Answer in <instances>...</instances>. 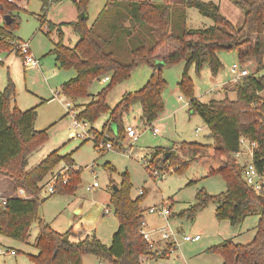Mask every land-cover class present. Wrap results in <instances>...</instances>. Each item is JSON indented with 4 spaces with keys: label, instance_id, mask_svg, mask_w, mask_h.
I'll return each mask as SVG.
<instances>
[{
    "label": "trees",
    "instance_id": "trees-1",
    "mask_svg": "<svg viewBox=\"0 0 264 264\" xmlns=\"http://www.w3.org/2000/svg\"><path fill=\"white\" fill-rule=\"evenodd\" d=\"M19 1L0 0V51L13 50L11 41L16 37L12 32L19 25L14 12ZM39 1V18L44 19L51 0ZM72 1L79 14L76 20L47 24L48 29L56 30L58 37L50 52L59 67L75 70V75L60 85L61 94L67 98H85L94 80L109 77L106 87L77 114L79 119L94 123L102 113H109L102 131L95 132L96 151L101 152L100 141L114 146L124 141L123 116L135 103L141 106L143 123L150 124L159 117L164 110L162 94L167 82L155 62L163 61L164 65L183 62L178 89L188 99L189 111L201 117L209 129V136L215 141L213 144L181 142L178 149L188 156L187 159L174 152L172 147L156 148L148 160V171L151 174L152 169L171 168L182 174L191 162L207 165L209 175H219L225 181V191L215 195L198 192L195 203L177 216L192 218L210 202L215 204L216 219H226L232 225L249 214H258L256 233L249 243L242 245L225 240L209 247L208 251L219 254L222 264H264V191L257 193L246 184L242 167L234 158V153L239 150V139L245 137L257 143L253 161L259 171H264V99L260 95L264 91V74L256 76L254 73L264 68V0H230L243 10L239 27L212 1L107 0L90 25H87L86 12L89 0ZM190 7L212 19L214 24L207 28H187L186 9ZM82 13L86 17H82ZM6 16L9 23L5 21ZM64 25L70 26L78 37L71 47L63 43L61 27ZM252 36H255L254 42ZM232 49L237 51L241 63L253 59L255 71L234 84V99L225 96L212 98L207 103L199 102L194 96L190 67L199 74L207 65L215 75L222 67L217 51ZM140 64L151 68L146 83L137 91L124 93L110 108L106 97L111 88L128 79L131 71ZM14 96L15 86L8 77L6 85L0 89V175L10 179L15 189H23L27 197L11 196L0 204V235L25 243L31 224L37 222L35 247L38 252L27 255L32 264H82L84 255H93L110 264H145L144 257H165L169 244L156 254L140 233L144 220L140 205L147 192L143 189L141 194L132 197L126 171L120 175L117 191L113 192L111 188L110 192L109 202L118 227L109 245L96 236L72 239V227L59 233L42 219L41 182L61 161L68 167H75L74 161L72 153L60 154L59 149H55L27 168L28 155L48 139V129H35L37 106L21 110L13 101ZM110 122L117 129L112 138L104 135ZM167 151L170 155L164 160ZM105 167L115 171L109 162ZM63 177L68 178L66 183H62ZM79 180L80 168L69 169L56 180L53 194L73 195ZM169 217H172L171 213Z\"/></svg>",
    "mask_w": 264,
    "mask_h": 264
},
{
    "label": "rangeland",
    "instance_id": "rangeland-1",
    "mask_svg": "<svg viewBox=\"0 0 264 264\" xmlns=\"http://www.w3.org/2000/svg\"><path fill=\"white\" fill-rule=\"evenodd\" d=\"M67 1L69 3L64 7L60 4H53L45 18L54 19L53 21L69 18L71 11L68 6L71 0ZM103 1L89 0L86 12L88 10L89 14L92 15L99 3ZM201 1L216 3L220 12L228 20L236 27L241 25L243 10L230 0ZM16 4L18 9L14 13L19 18V25L12 34L21 40L30 41L33 54L40 59L41 69L24 68L14 49L9 52L0 51V56L4 60L0 64V85H3L1 83L6 85L7 78L10 77L15 86L13 101L15 102L19 98L22 106L29 105L28 108H30L35 101L33 94H43L49 98L52 96V91H57L62 95L60 85L69 77L74 76L75 70L63 69L55 64L54 56L50 51L54 47V42L58 40L57 32L48 29V21H45V18H39L41 2L39 0H21ZM213 24L212 19L200 14L196 8L186 9L187 28H207ZM76 38L77 36L71 27L64 25L63 43L71 47ZM251 40L254 42L255 36H252ZM217 56L222 67L215 75L210 72L207 65H204L199 74H196L193 66L189 69V75L193 81L194 96L199 102L207 103L212 98L221 99L225 96L230 99L235 98L233 86L239 80L234 81L235 73L232 71L234 63L238 65V69L246 68L249 73L255 71L253 59L248 58L241 63L235 49L219 50ZM183 66L184 63L179 62L177 64H165L161 67L162 77L167 82L162 94L164 110L159 119L151 123V127H158L159 131L153 134L151 127L148 128L143 123L141 106L139 103H135L130 111L123 116L124 141L120 142L118 146L112 145L110 150L102 148L101 152H97L92 138L72 137L69 134L72 118L66 114V109L58 101L45 105L40 122L44 123L42 124L44 125L43 129H48V139L28 155L27 167L36 165L48 153L59 149L60 154L72 153L75 168H80V180L73 195L57 193L49 195L46 191V185L50 181V174L41 182L40 198L43 203L40 208V215L54 230L64 233L71 227L72 230L79 229L82 225L86 231L85 236H96L101 242L109 245L111 236L118 227V220L113 213L109 196L112 185H116L121 179V173L126 171L131 183L132 197H136L141 188L147 190V195L140 206L144 210V221L147 224L145 227L148 230L166 226L165 218L147 211L148 207L159 206L162 201L166 200L170 204L172 214L168 224L174 230L184 232L187 235L199 234L200 236L197 241L180 239L179 247L168 256L162 258L144 257L145 264H222L220 255L209 252V247L221 244L225 240H232L234 243L244 245L253 239L259 218L256 213L249 214L239 223L232 225L226 219H216L215 204L210 202L196 212L192 218L177 216L179 212L195 203L198 192L202 191L215 195L225 191V181L219 175H209L207 165L191 162L182 174H177L175 171L166 173L165 171L163 177H153L148 171V160L156 148L168 149L172 147L174 152L183 159H187L188 156L178 149L181 142L194 141L213 144L215 141L214 138L207 137L209 132L207 125L199 115L189 111L188 99L178 89L177 83L180 80ZM150 73L151 68L146 64L136 66L128 79L111 88L106 97L109 107L112 108L124 93L140 89L146 83ZM254 73L256 76L263 75L264 68ZM106 85L107 81L98 78L88 87L89 95L77 99L91 100ZM260 95L264 99V91ZM179 96L182 99H179ZM66 99H69L77 110L83 109L81 105L77 104V99ZM108 120L109 113H102L94 123L88 122L89 131L93 133V136H97L95 132L100 133ZM130 124L139 129H145L135 141L127 139L125 134V126ZM116 133V125L110 122L109 129H105L104 135L112 138ZM85 140L86 142H83ZM107 162L115 168V171L112 172L105 167ZM59 168L61 167L58 164L57 169ZM72 168L73 166L68 167L65 173ZM95 173H97L99 185L87 189V186L91 185L95 179ZM1 189L5 193H0V203L7 193H15L10 179L1 184ZM79 207L82 208V212L76 213ZM106 209L108 210L107 213L105 212ZM38 230L37 222H33L29 231V239L25 243L0 235V251H4V253H0V264H32L27 255H34L38 252L35 247ZM79 232L83 231L79 229L77 233ZM74 237L76 238V235L71 238L75 239ZM10 249H13L16 254H11ZM82 264L110 263L93 255H84Z\"/></svg>",
    "mask_w": 264,
    "mask_h": 264
},
{
    "label": "built area",
    "instance_id": "built-area-1",
    "mask_svg": "<svg viewBox=\"0 0 264 264\" xmlns=\"http://www.w3.org/2000/svg\"><path fill=\"white\" fill-rule=\"evenodd\" d=\"M12 1V0H9ZM0 23H2V17H0ZM11 43L14 45L13 49L17 53V55L20 57L22 66L24 68H38L39 67V60L33 55L31 52L30 47V41L29 40H21V39H14L11 41ZM2 57L0 56V62L2 61ZM232 71L235 73L234 81H238L239 79L243 78L244 76L250 74L248 69L246 68H239L236 63L232 65ZM104 81H108L109 77L104 76L102 78ZM56 97L60 99L64 105V108L66 109V114L70 115L72 118L70 126V135L72 137H78L82 139H90L94 138L93 133L89 131L88 127L89 124L87 121L83 119H79L77 117V114L79 110H77L71 103L69 99H66L64 95L56 94ZM181 98V97H180ZM148 128L151 127L150 124H146ZM146 127V129H147ZM145 130V129H144ZM143 129H139L134 125H126L125 126V134L127 139H130L132 141H135L138 139V137L144 132ZM152 133L156 134L159 131L158 127L152 126L151 127ZM257 147L256 142H250L245 137H241L239 139V150L234 153V158L237 160V162L242 167V178L246 182L248 186H250L255 192L259 193L264 191V171H259L253 161L254 159V153L255 149ZM98 148L101 150L102 148H105L106 150L112 149V144L110 142L98 143ZM245 156V158H244ZM60 167L59 169H55L50 174V181L47 182L46 185V191L47 193L53 194L55 190V182L59 178V176H63L65 171L68 169V165H66L63 161L59 163ZM72 169H75L73 167ZM172 171L171 168L167 170H157L152 169L151 174L153 177H163L164 174ZM68 180L67 177L62 178V183H66ZM99 184L97 182V173H95V179L91 183V185L87 186V189H91L94 187H97ZM143 189L138 190V195L141 194ZM17 194L19 196L26 195L24 190L21 188H18L16 190ZM5 203V200L1 201V205ZM170 204L166 200L162 201L159 206H152L148 208V213L156 214L158 217L167 218L169 217L170 213ZM105 212L107 213L108 210L106 209ZM166 226H161L153 228L148 230L145 226L147 224L143 220L140 227V233L142 234L143 238L148 242L150 248L152 251L156 252V254H160L165 247L166 244L170 245L169 251L166 252V256L170 255L173 251H175L179 247V240H199L200 236L199 234L195 235H187L184 232L174 230L167 222L165 224ZM9 252L13 255L16 254V252L13 249H10ZM0 253H4V251H0ZM166 264V263H164ZM186 264V263H182Z\"/></svg>",
    "mask_w": 264,
    "mask_h": 264
},
{
    "label": "crops",
    "instance_id": "crops-1",
    "mask_svg": "<svg viewBox=\"0 0 264 264\" xmlns=\"http://www.w3.org/2000/svg\"><path fill=\"white\" fill-rule=\"evenodd\" d=\"M106 1L107 0H104L102 3H99V5H98V7L95 9V11L93 12V14L92 15H90L89 14V12H88V10H87V18H88V21H87V25H90L92 22H93V20L96 18V16L98 15V13L100 12V10L103 8V6L105 5V3H106ZM67 3H69L67 0H51V3H50V5H49V7H48V12L47 13H49L50 12V10H51V8L53 7V4H60V5H62V7H64V6H67ZM69 7V9H70V13H71V15H70V17L69 18H67L66 20H62V19H57L56 21H53L54 19H50V20H48V18L46 17L45 18V21H48V22H51V23H55V24H58V23H60V22H70V21H74V20H76L77 18H78V12H77V9H76V7H75V5H74V3H73V1L71 0L70 1V5L68 6ZM60 20V21H59ZM63 28H64V26H62L61 27V29H62V31H63ZM77 36V35H76ZM16 37V36H15ZM17 38V37H16ZM19 39V38H18ZM77 39H78V37L76 38V40H75V43H76V41H77ZM74 43V44H75ZM31 52H32V49H31ZM33 53V52H32ZM34 55V54H33ZM35 56V55H34ZM54 56V55H53ZM36 57V56H35ZM38 60H39V67L37 68V69H41V66H40V64H41V62H40V59L38 58V57H36ZM4 62V60L2 59V61L0 62V64L1 63H3ZM54 62H55V64L57 65V62L55 61V57H54ZM73 76H71V77H69L68 79H70V78H72ZM67 79V80H68ZM64 82V81H63ZM62 82V83H63ZM1 84H3L2 86L0 85V89L1 88H4V83H1ZM54 91H52V96L51 97H46V96H44L43 94H33V97H34V105H32V106H37V118L35 119V122H34V127H35V129H37V130H40V129H43L44 128V125H42V124H44V123H42V122H40V119H41V117H42V112H43V109H44V107H45V105L47 104V103H52L53 101H58L60 104H61V106L64 108V105H63V103H62V101L60 100V99H58L57 97H56V94L58 93L59 94V92H54ZM181 96H179V99H182V97L180 98ZM52 98H53V100H52ZM90 100H86V99H77L76 100V102H77V104L78 105H81V108L82 107H84V105L86 104V103H88ZM16 104H17V106L20 108V109H23V110H25V109H27L28 107H29V105H24V106H22L21 105V99H17L16 101ZM29 102H31V101H29ZM30 104V103H29ZM31 107V106H30ZM159 117H160V115H159ZM159 117L157 118V119H159ZM156 119V120H157ZM155 120V121H156ZM126 122V121H125ZM154 122V121H153ZM209 130V129H208ZM69 134H70V132H69ZM207 137H209V138H212L211 136H209V132H208V135H207ZM31 167H33V166H31ZM31 167H27V168H31ZM8 180V178L7 177H5V176H2V175H0V193H5V192H3L2 191V189H1V184L4 182V181H7ZM11 183H12V181H11ZM12 189L14 190V192L15 193H7V195L3 198V200H5L6 198H8V197H11V196H18V197H27L26 195H24V196H19L18 194H17V192H16V190L17 189H15L14 188V186H13V183H12ZM141 189H144L145 191H147L145 188H141ZM109 199H110V196H109ZM142 208V207H141ZM149 208V207H148ZM77 210H80V212L79 213H81L82 211V208L81 207H79ZM170 213H171V210H170ZM169 220H170V218L168 217L167 218V220H165L167 223L169 222ZM81 230V231H83V232H79V233H77V231L78 230ZM79 229H73L72 230V233H73V235H76V238H83V236H85V234H86V231H85V228H84V226H80V228ZM80 233H82L81 235H80ZM75 238V237H74ZM111 238H112V236H111ZM83 258V257H82Z\"/></svg>",
    "mask_w": 264,
    "mask_h": 264
},
{
    "label": "water",
    "instance_id": "water-1",
    "mask_svg": "<svg viewBox=\"0 0 264 264\" xmlns=\"http://www.w3.org/2000/svg\"><path fill=\"white\" fill-rule=\"evenodd\" d=\"M81 16L82 17H86L84 13H82ZM5 21H6V23L10 22V20H9V18L7 16L5 17ZM155 65L157 66V68H160V67H162L164 65V62L163 61H156ZM169 155H170V153L168 151L165 152V154L163 156V159L167 160ZM112 191L113 192L117 191V186L115 184L112 185ZM79 212H80V210H76V213H79Z\"/></svg>",
    "mask_w": 264,
    "mask_h": 264
}]
</instances>
